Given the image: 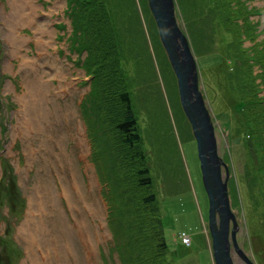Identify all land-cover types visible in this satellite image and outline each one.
Here are the masks:
<instances>
[{"label": "rangeland", "instance_id": "obj_1", "mask_svg": "<svg viewBox=\"0 0 264 264\" xmlns=\"http://www.w3.org/2000/svg\"><path fill=\"white\" fill-rule=\"evenodd\" d=\"M34 2L37 4L38 18L51 29L48 35V50L66 69L68 84L74 85L75 93L62 95L59 101L72 99L75 108L73 111L80 123V136L86 146V154L80 157L81 159H76L75 156L72 159L82 186L78 203L73 194L70 196L69 206L63 196L56 200L57 205L61 210L63 209V221L68 225L75 216L73 207L78 204L83 209L80 212L76 211V220L84 227L85 247L81 246L83 242L78 239L77 232L75 234L71 231L69 225L72 242L68 244L62 255L66 256V260L72 261L70 264L76 262L120 264L118 250L113 247L112 233L106 219V197L111 196L112 193L106 194V191L111 189L108 180L109 163L105 162L108 153L105 148L102 153L100 145L101 139L105 136L104 126L99 121L95 122L96 118L89 107L91 98L88 97V102L84 99L82 103L85 93L90 88V77L85 73L86 65L83 68L79 60V57L82 58L86 52L83 50L79 55L74 50V44L69 42L71 24L66 0H35ZM175 2L178 26L187 34L194 51L199 69L200 87L214 118L217 150L229 166L228 192L230 201L235 204L232 208L238 221L237 244L243 248L254 264H264V171L260 170V174L256 173L258 175L256 177L251 176L252 170H256L251 168L257 166L258 160L255 155H248L245 149L240 153V148H243L241 142L244 140L237 135L235 129L240 127L239 130L242 132L245 118L241 113L243 121L240 113L235 111L238 100L236 92L239 90L235 88L231 74H238L237 76L240 74L239 77H242L244 68L235 60L240 53H236L237 49L229 46L232 42L235 43L232 41L233 38L231 39V32L225 31L226 28L234 29L235 32L240 29V40L245 49L254 44L253 42L262 40L259 42V50L263 60L252 66V73L259 78L258 74L263 73L264 67V0L244 1L252 10L251 21L256 24L254 41L248 39L249 32L242 19H236L234 25L228 24L224 29L216 27L215 21L211 19L213 26L211 43L203 38L211 33L210 25L206 20L203 21L202 26L200 25L202 29L200 34L195 32L193 25L189 23L190 20L192 21L191 14L194 10L199 12L200 7L202 8V5L209 0H175ZM117 8L118 15L113 27L138 42L140 41L137 37L139 35L143 37L142 53L137 55V57L141 55L139 60L136 59L139 63L135 64L132 58L125 71L130 102L142 136V149L147 154L146 164L153 180L152 192L155 193L160 208L164 237L168 245L167 258L173 264H215L211 255V236L207 225L208 199L201 180L196 141L190 124L180 109L175 75L168 65V58L161 48L159 39L156 38L158 31L154 25V18L147 0H118ZM10 12L9 0H0V195L3 200L0 205V236L5 235L10 244L13 242L17 246L15 249L18 252L15 256L11 254L9 264H24L29 261L25 254L26 244L17 228L25 217L28 195L31 193L29 190L36 183L42 165L40 162L28 161L22 137L12 135L10 129L19 109L16 92L20 93L23 88L18 58H10L15 64L14 68L4 66L5 60L10 57L3 35L6 30L4 23ZM136 13L139 18L134 23ZM23 28L22 34L32 36L31 27ZM132 29L141 30L143 34L135 33ZM208 42L211 50L200 53L201 47H206ZM34 43L33 40H29L24 49L34 50L35 53ZM252 53H255V46ZM135 67L139 69L137 74ZM45 70L50 72L47 67ZM257 78L254 83L258 82ZM52 81L54 83L57 80ZM257 85L254 86L258 95L264 98V85ZM230 117H238L242 121L232 120ZM235 138L237 142L234 141ZM90 141H93L92 147ZM71 145L72 142L69 140L66 148H70ZM73 150L75 151V148ZM261 153L264 156V150H261ZM222 173L224 175L223 171ZM54 177L58 180L56 176ZM89 181H92V188ZM102 186L105 187V192H102ZM73 188H75L74 184L71 185L72 190ZM250 190H254L256 194L250 196ZM236 197L239 203L236 202ZM8 204L12 205V210ZM90 207L96 209V215L92 214ZM113 220L117 226L120 224L119 220L115 218ZM123 225L126 226L128 223L124 222ZM3 244V242L0 244L2 248H4ZM34 252L35 264H51L60 253L52 249L50 252L45 251L38 244L34 246ZM235 253L232 251L234 264H245ZM2 262L7 264V259Z\"/></svg>", "mask_w": 264, "mask_h": 264}, {"label": "trees", "instance_id": "obj_2", "mask_svg": "<svg viewBox=\"0 0 264 264\" xmlns=\"http://www.w3.org/2000/svg\"><path fill=\"white\" fill-rule=\"evenodd\" d=\"M244 1L209 0L202 5V8L200 7L199 12L194 10L191 14L192 21L190 20L189 23L193 25V30L200 34L203 21L206 20V23L210 25L211 33L203 38L211 43L213 37L211 19L215 21L216 27L223 29L228 24L234 25L236 19H242L249 32L248 39L254 41L256 24L252 22L253 20L251 21L252 10ZM117 7L118 0H66L67 14L71 24L68 39L71 40L69 42L72 45L74 44V50L79 55L83 50L86 52L82 58L79 57V60L83 68L86 65L85 73L90 77V88L85 93L82 103L84 99L88 102V97L91 98L89 107L94 113L95 122L99 121L104 126L103 135L105 136L101 139L100 145L101 152L103 153L105 148L108 153L105 162L109 163L108 180L111 189L106 191V194L112 193L111 196L106 197L107 200L105 199L106 219L112 233L113 247L118 250L120 264H173L167 258L168 245L164 237L160 208L156 195L152 192L153 180L146 164L147 154L142 149V136L127 89L128 80L125 69L127 70V65L132 58L135 64L139 63L138 58L141 55L138 57L137 55L142 53L143 37L139 35L137 38L140 42H138L113 27L116 24V15H118ZM134 18L135 23L139 18L138 13ZM154 25L156 27L155 22ZM226 29V32H231L232 41H235V43L231 41L232 44L228 43L229 46L237 49L236 53H240L235 60L244 68L242 77H239L240 74L239 76L231 74L234 86L239 90V92L235 91L238 95L235 111L242 113L245 118L242 132L238 127L235 132L244 140L241 142L243 148H240V153L245 149L248 155H255L258 160L257 166L251 168L256 170L250 173L251 176L256 177L260 174V170L264 171V156L261 153V150H264V98L258 95L254 85H264V67L263 73H259L260 76L257 78L252 73V66L263 60L260 56L261 50H259V42L262 40L252 41L254 44L245 49L240 40L241 30L235 32L234 29ZM133 32L143 34L141 30H133ZM156 38L159 39L158 34ZM254 46L255 53L253 54ZM201 49L202 54L210 51L209 42ZM168 65L171 67L169 61ZM135 71L136 74L139 73L136 67ZM256 78L258 82L254 83ZM177 98H179L178 93ZM178 103L180 104L179 101ZM179 106L185 116L181 104ZM234 141L237 142V139ZM90 142L92 147L93 141ZM102 192H105L103 186ZM234 194H236V189ZM249 194L252 196L256 193L250 190ZM236 199L238 202L237 197ZM2 202L0 195V205ZM8 205L12 210V205ZM231 206L234 207L235 204L231 202ZM114 218L119 220L121 225L117 226ZM124 222L128 225L124 226ZM2 242L4 248L0 245V263L2 264V261L7 259V264H9L11 254L15 256L18 252L15 249L17 246L13 242L10 244L5 235L0 236V244Z\"/></svg>", "mask_w": 264, "mask_h": 264}, {"label": "bare ground", "instance_id": "obj_3", "mask_svg": "<svg viewBox=\"0 0 264 264\" xmlns=\"http://www.w3.org/2000/svg\"><path fill=\"white\" fill-rule=\"evenodd\" d=\"M34 1L9 0L11 14L5 20L6 30L3 34L10 56L5 60L4 66L14 68L15 64L10 58H18L23 86L20 93L16 92L19 109H17L16 120L10 129L12 135L22 137L28 161L30 163L40 162L42 165L37 174L36 183L29 190L31 193L28 195V207L17 231L26 244L25 254L29 261L24 264L36 263L34 246L37 244L45 251L50 252L52 249L55 252H60L51 264H70L72 261L66 260V256L62 255L68 244L72 242L70 228L75 234L77 232L78 239L83 242L81 246L85 247V230L76 220V211L80 212L82 208L78 204L73 207L75 216L70 220L69 228V225L63 221V209L61 210L57 205L56 200L63 196L69 206L71 204L70 196L73 194L78 203V195H80L82 186L72 159L74 156L76 159H81L80 157L86 154V146L80 136V123L74 114L75 108L72 105V99L59 101L62 95L74 94L75 89L74 85L68 84L66 69L48 50V35H50L51 29L38 18L37 4ZM26 26L31 27L32 36L22 34L21 30L23 27V29L28 28ZM29 40L35 42V53L34 50L24 49ZM160 45L163 48L161 41ZM45 67L49 68L50 72H47ZM53 79L57 81L53 83ZM198 84L200 87V80H198ZM175 85L177 86L176 79ZM176 90L178 93V89ZM240 116L243 119L241 113ZM230 118L242 121L238 117ZM211 119L214 123V118ZM69 140L72 145L67 149L66 143ZM51 175H53V181ZM88 176L90 177V175ZM72 184L75 186L74 190L71 189ZM91 184L92 181L90 182L92 188ZM82 200L84 201V199ZM90 208L92 214L96 215V209ZM76 228L78 230H75ZM94 237L96 239V233ZM77 255L80 260L79 254ZM76 264L79 263L76 262Z\"/></svg>", "mask_w": 264, "mask_h": 264}, {"label": "water", "instance_id": "obj_4", "mask_svg": "<svg viewBox=\"0 0 264 264\" xmlns=\"http://www.w3.org/2000/svg\"><path fill=\"white\" fill-rule=\"evenodd\" d=\"M147 3L177 80L181 108L196 139L201 180L208 199L206 214L213 260L215 264H234L232 251H235L242 262L254 264L237 244L238 221L229 202L228 164L217 150L212 115L198 84L197 60L187 34L178 26L175 0H147Z\"/></svg>", "mask_w": 264, "mask_h": 264}]
</instances>
